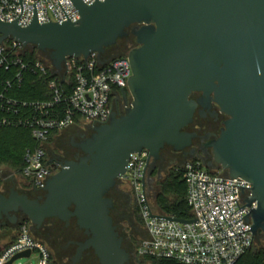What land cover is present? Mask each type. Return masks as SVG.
I'll list each match as a JSON object with an SVG mask.
<instances>
[{"label":"water","instance_id":"obj_1","mask_svg":"<svg viewBox=\"0 0 264 264\" xmlns=\"http://www.w3.org/2000/svg\"><path fill=\"white\" fill-rule=\"evenodd\" d=\"M72 2L81 16L77 23L40 24L35 18L22 28L0 20V44L13 40L36 48L48 54L59 72L68 58L103 56L132 35L139 46L126 55L133 70L128 86L133 103L124 116L113 113L109 123L94 128L95 134L81 144L85 157L67 163L48 180L42 205L17 191L9 197L0 194V227L4 219L15 224L18 212L37 228L47 219L67 225L76 219L87 239L75 243L72 264L89 250L100 264H129L131 254L111 217L114 203L108 193L124 179L131 155L149 152L147 173L165 147L184 152L195 137L184 130L198 106L214 95L230 118L212 143L214 166L206 168H220L252 185V195L244 203L251 208L247 221L260 242L264 235V0H106L92 6ZM197 93L202 97L194 101ZM10 173H2V178ZM145 182L146 177L144 187ZM30 257V251L17 254L8 264Z\"/></svg>","mask_w":264,"mask_h":264},{"label":"built area","instance_id":"obj_2","mask_svg":"<svg viewBox=\"0 0 264 264\" xmlns=\"http://www.w3.org/2000/svg\"><path fill=\"white\" fill-rule=\"evenodd\" d=\"M87 6L106 0H81ZM77 23L81 16L72 0H0V20L30 26ZM30 48L13 40L0 44V128L24 127L31 131L38 146L26 151L22 175L45 190L53 176L46 160V147L53 132H64L84 124L95 127L109 123L114 99L128 90L133 70L127 57L106 60L98 53L88 58H68L57 72L49 57L30 56ZM40 53V52H39ZM48 101L19 99V91L33 77L47 79ZM149 152L131 155L125 179L131 184L148 238L137 255L142 258L173 260L180 264H236L254 248L257 240L251 208L244 203L252 195V185L233 179L223 171H211L200 162H188L181 171L187 187V205L193 223L182 224L175 217L154 212L144 187ZM255 208L256 205H253ZM161 215L166 218L152 217ZM170 218V219H168ZM264 250V240L260 242ZM39 254L40 264H53L47 246L35 239L30 223L19 228L15 242L0 255V264L17 254ZM30 257V258H31Z\"/></svg>","mask_w":264,"mask_h":264},{"label":"flooded vegetation","instance_id":"obj_3","mask_svg":"<svg viewBox=\"0 0 264 264\" xmlns=\"http://www.w3.org/2000/svg\"><path fill=\"white\" fill-rule=\"evenodd\" d=\"M138 47L135 38L129 35V37L120 40L116 46L107 49L102 57L106 60L117 59L122 55L126 56L130 51ZM201 97L202 94L197 93L192 96V99L198 101ZM132 103L133 98L129 91H121L114 99L113 113L117 117L124 116ZM229 118L228 115L222 113L220 106L214 101V95H211L210 98H205L204 105L198 106L193 122L184 130L189 134L195 135L190 146L179 154L172 147H165L161 152L160 159L152 167L148 168L145 182L148 198H150V192L154 191V197L152 198L156 203L164 182L176 168L188 162H200L205 168L214 164L213 148L211 146L221 136L225 128V122ZM95 127H71L64 131V136L61 139L53 141L46 146V160L52 169L53 176L67 163L79 162L85 157L81 144L95 134ZM215 171H221V169L219 168ZM13 191H17L20 195L26 196L31 201H37L41 205L47 196V192L38 189L33 181L23 175L12 173L7 178L1 179L0 194L9 197ZM107 197L114 203L111 217L120 237L123 239V246L127 251H131V253L129 252L131 254L129 264H142L136 255V246L134 244L136 238L141 235L139 229L143 226L140 223L142 215L139 212L141 209L128 179L124 178L119 181L108 193ZM15 215V224H12L9 219H4L5 225L1 227L8 226L11 229L19 230L24 222H29L31 232L43 236L49 242V245L51 244V247L55 248V258L58 264H72L78 249L75 243L84 242L87 239L84 232L78 228L76 219H71L69 225L57 218L47 219L40 228H37L31 224L23 213L18 212ZM59 228L64 232L60 233ZM260 237L259 241L261 242L264 235H260ZM57 243H64V245L61 249H56ZM77 264L100 263L95 253L89 250L83 254Z\"/></svg>","mask_w":264,"mask_h":264},{"label":"trees","instance_id":"obj_4","mask_svg":"<svg viewBox=\"0 0 264 264\" xmlns=\"http://www.w3.org/2000/svg\"><path fill=\"white\" fill-rule=\"evenodd\" d=\"M30 56L48 58V54L39 53L36 48H30ZM127 56H120L119 58H124ZM51 76L47 79L33 77L30 82L23 85V88L19 91V99L26 101H48L51 100V96L47 88V80H50ZM62 132H53L47 143L50 144L54 137L59 136ZM38 146L37 141L33 138L32 133L29 129L24 127H6L0 128V187L2 179L3 169H8L11 173L15 175H22L23 168L25 166L24 156L26 151L29 149H34ZM46 147V146H45ZM187 187L183 180V175L181 171L174 170L170 176L164 182L161 188V194L156 200V205L158 210L168 216L175 217L176 219H188L191 218L190 209L187 205L186 200ZM140 214L141 211L139 210ZM141 225L145 226L143 218L140 217ZM64 227V226H62ZM0 229L4 230L5 233L16 231L11 229L8 226L1 227ZM60 229V233L64 231ZM63 231V232H62ZM35 239L41 240L44 243L49 245V242L41 235L32 233ZM18 237V236H17ZM16 238L12 239L7 248L13 242L16 241ZM4 238L3 234L0 236V246L1 241ZM136 246V242L134 243ZM51 252V259L53 264H58L55 254L56 250L49 245ZM4 248V249H5ZM0 247V255L3 250ZM56 249H59L58 247ZM128 252L131 253L130 250ZM142 264H180L173 260L166 259H154V258H142L140 259ZM236 264H264V250L262 249V244L257 242L250 251L244 254Z\"/></svg>","mask_w":264,"mask_h":264},{"label":"rangeland","instance_id":"obj_5","mask_svg":"<svg viewBox=\"0 0 264 264\" xmlns=\"http://www.w3.org/2000/svg\"><path fill=\"white\" fill-rule=\"evenodd\" d=\"M86 126H88V125L84 124L83 126H80V127L83 128V127H86ZM63 133L64 132H62L59 136L54 137V140L53 141H57V140L61 139L64 136ZM6 172L10 173L11 171L8 170V169H3L2 173H6ZM8 176H10V175H7L6 178ZM154 193H155L154 191H151L150 192V194H151L150 195V198H149L150 199V205H151V207H152V209H153L154 212H158L159 210L157 208V205L154 202V199L152 198V197H154ZM139 230L141 231V235L136 238V255H137V249L140 246V244L142 243V241L145 240L146 238H148V233L146 231L145 226H141ZM2 234H3L4 238L1 241V246L0 247L2 249H4L5 246L8 245L9 242L12 239H14V238H16L18 236L19 230L12 231V232H9L7 234V233L4 232V230L0 229V236H2ZM40 242H42L45 246H47L50 249V247H49L48 244L44 243L41 240H40ZM56 245H57V247L59 249H61L62 246L64 245V243H57ZM137 257L140 260V258H139L138 255H137ZM14 264H40L39 254L38 253H34L31 258H29V259H20V260L16 261Z\"/></svg>","mask_w":264,"mask_h":264},{"label":"crops","instance_id":"obj_6","mask_svg":"<svg viewBox=\"0 0 264 264\" xmlns=\"http://www.w3.org/2000/svg\"><path fill=\"white\" fill-rule=\"evenodd\" d=\"M159 213H161L160 211H158Z\"/></svg>","mask_w":264,"mask_h":264}]
</instances>
